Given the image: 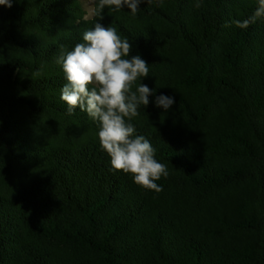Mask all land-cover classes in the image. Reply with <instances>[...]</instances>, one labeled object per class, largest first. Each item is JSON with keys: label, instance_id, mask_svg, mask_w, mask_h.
<instances>
[{"label": "trees", "instance_id": "obj_1", "mask_svg": "<svg viewBox=\"0 0 264 264\" xmlns=\"http://www.w3.org/2000/svg\"><path fill=\"white\" fill-rule=\"evenodd\" d=\"M96 4L0 6V264H264V17L234 24L258 0ZM96 22L149 64L131 123L168 168L159 193L115 172L97 123L61 100L60 46Z\"/></svg>", "mask_w": 264, "mask_h": 264}, {"label": "clouds", "instance_id": "obj_2", "mask_svg": "<svg viewBox=\"0 0 264 264\" xmlns=\"http://www.w3.org/2000/svg\"><path fill=\"white\" fill-rule=\"evenodd\" d=\"M157 2L163 5V0H97L95 14L100 15L106 7L115 11L126 7L135 16L141 4ZM13 3L14 0H0V6L9 9ZM262 17L264 0H258L254 14L234 24L247 29ZM132 47L116 28L99 22L83 33L82 42L72 50L61 45L56 62L67 81L61 89V100L66 103L69 115L79 108L97 123L101 150L110 158L115 172L130 175L138 186L159 193L163 189L157 181L168 177V168L157 161L149 140L137 135L131 123L139 115V106H148L149 97L154 94L146 84H137L149 76V64L140 55H130ZM155 103L167 112L175 100L159 95Z\"/></svg>", "mask_w": 264, "mask_h": 264}, {"label": "rangeland", "instance_id": "obj_3", "mask_svg": "<svg viewBox=\"0 0 264 264\" xmlns=\"http://www.w3.org/2000/svg\"><path fill=\"white\" fill-rule=\"evenodd\" d=\"M93 1L94 0H82V3H83V6H84V9L86 10L87 12V18H91L92 17V14H93Z\"/></svg>", "mask_w": 264, "mask_h": 264}]
</instances>
